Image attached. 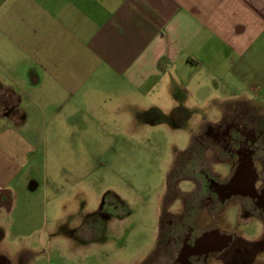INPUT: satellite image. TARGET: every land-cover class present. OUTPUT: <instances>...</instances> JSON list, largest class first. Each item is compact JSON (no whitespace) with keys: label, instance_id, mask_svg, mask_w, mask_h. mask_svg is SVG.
<instances>
[{"label":"rangeland","instance_id":"rangeland-1","mask_svg":"<svg viewBox=\"0 0 264 264\" xmlns=\"http://www.w3.org/2000/svg\"><path fill=\"white\" fill-rule=\"evenodd\" d=\"M64 71L78 87L61 100L48 94L46 146L31 168L24 200L0 220V261L151 264L161 215L173 213L180 199L166 198L169 171L203 121L215 118L214 83L203 69L179 67L177 83L144 94L97 61ZM189 74L194 82L186 97L178 91ZM198 81L206 86L200 93ZM185 104V112L174 110ZM27 125L35 136L38 116ZM176 186L192 189L186 181ZM232 212L219 222L247 239L258 236L257 219L235 223Z\"/></svg>","mask_w":264,"mask_h":264},{"label":"crops","instance_id":"crops-1","mask_svg":"<svg viewBox=\"0 0 264 264\" xmlns=\"http://www.w3.org/2000/svg\"><path fill=\"white\" fill-rule=\"evenodd\" d=\"M94 61L144 94L177 83L179 67L203 69L216 112L202 124H223L233 106L250 117L247 129L264 132V0H0V220L24 200L46 146L48 94L73 95L77 79L64 69ZM192 75L178 91L186 97Z\"/></svg>","mask_w":264,"mask_h":264},{"label":"flooded vegetation","instance_id":"flooded-vegetation-1","mask_svg":"<svg viewBox=\"0 0 264 264\" xmlns=\"http://www.w3.org/2000/svg\"><path fill=\"white\" fill-rule=\"evenodd\" d=\"M247 121L246 112L230 106L223 124L200 127L176 157L166 198L178 196L179 204L173 213L161 215L154 250L147 257L151 264H260L256 259L264 252V132L247 129ZM253 165L263 172H251ZM179 181L189 182L192 189H177ZM228 210L235 223L259 221L255 242L245 240L233 225L219 222Z\"/></svg>","mask_w":264,"mask_h":264}]
</instances>
